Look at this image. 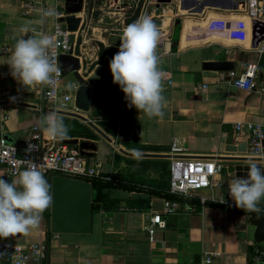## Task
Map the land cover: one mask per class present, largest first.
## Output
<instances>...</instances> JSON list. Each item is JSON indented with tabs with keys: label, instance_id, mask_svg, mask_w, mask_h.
Segmentation results:
<instances>
[{
	"label": "crops",
	"instance_id": "0c3cea01",
	"mask_svg": "<svg viewBox=\"0 0 264 264\" xmlns=\"http://www.w3.org/2000/svg\"><path fill=\"white\" fill-rule=\"evenodd\" d=\"M152 2L84 0L83 10L77 14L82 21L72 36L74 55L81 62L79 72L93 87L91 107L88 112L81 111L74 101L70 111L58 115L69 128L67 138L98 144L94 156L87 160L100 164L103 173L113 178L109 181L114 185L106 189L114 200L112 209H102L93 216L89 234H55L50 229L48 208L38 228L28 235L10 238L23 245L46 242L48 251L43 264H188L200 262L210 251L221 253V264H264L255 261L257 249L264 250V245L255 240L252 215L235 203L220 202L221 196L229 195L237 165L255 163L264 167V156L254 157L248 151L249 124H264V54L254 43L253 19L241 5L235 10L207 6L202 12H192L182 9L176 0ZM33 5L29 9L26 0H0V44L13 47L18 38L31 32L53 38L58 23L67 27L62 20L66 16L65 0H35ZM150 5H155L157 12L150 17L157 15L160 31L157 53L161 56L164 116L148 117L134 107V117L141 126L140 141L124 142L118 138L116 128L128 101L120 86L113 83L109 62L119 51L123 29L148 15ZM51 8L57 15L41 23L42 12ZM26 25L33 31L23 33L21 28ZM10 54H0L4 94L0 108L8 115L4 122L6 136L23 152L36 126L49 137L41 120L50 114L51 102L44 96L46 85L28 90L12 77L6 63ZM214 61L232 62L231 70L237 73L250 63H258L256 85L260 90L248 91L227 81L218 82L220 72L229 70L206 68ZM75 86L73 73L65 74L61 93ZM238 124L242 125V134ZM174 139L187 148V156L223 161L220 186L199 190L191 198L168 197ZM243 142H248L246 152L228 150L231 144ZM114 143L119 145V151H115ZM241 157L260 159L244 162L238 160ZM4 177L10 183L17 176L6 175L0 164V178ZM167 199L179 203L175 213H164ZM259 207L264 208V199ZM156 212L164 213L167 227L158 231L153 242L146 226ZM8 263L0 249V264Z\"/></svg>",
	"mask_w": 264,
	"mask_h": 264
},
{
	"label": "clouds",
	"instance_id": "9594fccd",
	"mask_svg": "<svg viewBox=\"0 0 264 264\" xmlns=\"http://www.w3.org/2000/svg\"><path fill=\"white\" fill-rule=\"evenodd\" d=\"M54 8L42 12L44 19L55 17ZM21 31H33L24 26ZM27 37V38H25ZM160 31L152 18L144 15L128 24L120 36L119 51L109 62L113 83L125 94L129 107L148 117L163 118V74L161 56L157 53ZM56 41L49 35H25L17 39L6 62L11 75L29 89L52 83L59 74L54 60ZM43 131L52 139H66L69 128L56 112L41 120ZM229 195L237 208L259 212L264 199V167L249 165L246 178L236 177L229 185ZM53 201L50 186L36 164L19 172L7 182L0 178V238L28 235L38 228L42 214ZM221 203L224 200L220 201Z\"/></svg>",
	"mask_w": 264,
	"mask_h": 264
},
{
	"label": "built area",
	"instance_id": "2783aa9c",
	"mask_svg": "<svg viewBox=\"0 0 264 264\" xmlns=\"http://www.w3.org/2000/svg\"><path fill=\"white\" fill-rule=\"evenodd\" d=\"M29 9L34 7L35 0H26ZM152 4V0H150ZM239 5L243 7L247 15L255 21H261L264 14V0H243ZM60 17H63L60 14ZM228 27V24H225ZM220 29V28H219ZM217 29V30H219ZM31 32L29 35H35ZM73 32L66 26L58 23L53 40L58 47L54 50V60L59 68V74L53 76V81L46 85L44 96L51 102V112L60 114L70 111V104L75 101V88H71L68 93H61L62 82L65 72L60 65V56L64 54H74V44L72 41ZM261 54H264V38H259L255 42ZM13 47L7 44H0L1 53H11ZM258 63H250L244 71L237 73L233 70L220 72L217 81H227L235 87L248 91H259L256 85ZM0 75V104L3 100ZM8 119L7 113L0 108V164L3 166L6 175L18 176L19 172L30 167L33 163L39 167L48 181L54 174L91 180L93 178L109 181L113 179L103 173L100 164L93 165L87 157L81 154L80 149L74 145L62 143L59 139L45 137L39 132V126L35 127L33 135L25 141L23 152L18 146L9 141L5 133L4 122ZM237 130L243 133L242 125L238 124ZM250 142L249 154L254 157L264 156V124H249ZM115 151H119V145L114 143ZM172 159L170 163V194L181 198H191L199 190L220 186V175L224 169L222 160L214 157L187 156V148L181 146L178 140L174 139L171 145ZM235 203L230 195L226 198L220 197V201ZM180 207L179 203L170 199L165 201L164 213H175ZM257 212L264 214V208ZM164 213L156 212L150 217L146 231L151 241H156L159 230L167 227ZM0 249L7 256L8 264H43L47 256L48 245L44 241L23 245L12 242L11 238H0ZM221 253L218 251L206 252L205 256L198 263L188 264H221L219 259ZM256 262L264 261V250L257 249Z\"/></svg>",
	"mask_w": 264,
	"mask_h": 264
},
{
	"label": "water",
	"instance_id": "95a60500",
	"mask_svg": "<svg viewBox=\"0 0 264 264\" xmlns=\"http://www.w3.org/2000/svg\"><path fill=\"white\" fill-rule=\"evenodd\" d=\"M174 0H158L159 4L172 3ZM180 2L182 9H187L192 12H202L205 7H215L224 10H235L243 0H176ZM66 16L62 18L66 22L67 28L71 32L78 31L82 17L77 16L82 12L84 0H65ZM253 37L254 43L259 38H264V22H253ZM60 65L65 74L73 73L76 78L75 88V105L84 112H88L91 107L93 87L87 82L79 70L81 68L80 59L74 54H64L60 56ZM206 68L214 70H231L233 69L232 62L214 61L209 62ZM127 102L125 110L119 124L116 128L118 138L124 142L133 140L135 143L140 141L141 126L137 123L134 117V106L129 107ZM78 117L86 119L81 114H75ZM101 134L108 140H111L102 131ZM62 143L77 145L80 152L85 157L94 156V151L98 149V144L91 140H80L79 138H66L61 140ZM264 145V141H263ZM248 142L241 144H231L230 151L246 152ZM93 150V151H92ZM249 158L241 157L239 161H253ZM250 164H239L236 167V176L246 178ZM263 167L261 165H257ZM8 182V178L4 177ZM53 197L50 206V229L55 234H89L93 227V183L90 180L66 177L54 174L51 177V191ZM255 229V240L264 245V214L256 213L250 218Z\"/></svg>",
	"mask_w": 264,
	"mask_h": 264
},
{
	"label": "trees",
	"instance_id": "16d2710c",
	"mask_svg": "<svg viewBox=\"0 0 264 264\" xmlns=\"http://www.w3.org/2000/svg\"><path fill=\"white\" fill-rule=\"evenodd\" d=\"M93 183V216H95L100 210L109 211L112 209L113 199L110 198L109 194L106 192V189L114 185L111 181H105L102 179L93 178L90 180ZM48 184L51 191V178L48 179ZM171 199H179L175 195L171 194L168 196ZM183 199V198H182ZM50 209V207H49ZM247 215H253L257 212L244 211ZM50 218V213H49Z\"/></svg>",
	"mask_w": 264,
	"mask_h": 264
},
{
	"label": "rangeland",
	"instance_id": "374dc122",
	"mask_svg": "<svg viewBox=\"0 0 264 264\" xmlns=\"http://www.w3.org/2000/svg\"><path fill=\"white\" fill-rule=\"evenodd\" d=\"M156 11V8H155V5H150L149 6V12H148V16H150L152 13L155 14ZM156 18H157V15H154V17L152 18L153 22L156 24ZM108 148H109V145H108ZM113 149V148H112Z\"/></svg>",
	"mask_w": 264,
	"mask_h": 264
},
{
	"label": "bare ground",
	"instance_id": "6f19581e",
	"mask_svg": "<svg viewBox=\"0 0 264 264\" xmlns=\"http://www.w3.org/2000/svg\"><path fill=\"white\" fill-rule=\"evenodd\" d=\"M249 35V34H248Z\"/></svg>",
	"mask_w": 264,
	"mask_h": 264
}]
</instances>
